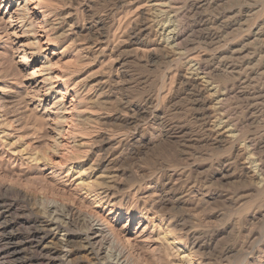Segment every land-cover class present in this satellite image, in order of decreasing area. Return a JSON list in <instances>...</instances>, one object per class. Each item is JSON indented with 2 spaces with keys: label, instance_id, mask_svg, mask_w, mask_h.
<instances>
[{
  "label": "rangeland",
  "instance_id": "obj_1",
  "mask_svg": "<svg viewBox=\"0 0 264 264\" xmlns=\"http://www.w3.org/2000/svg\"><path fill=\"white\" fill-rule=\"evenodd\" d=\"M86 221L120 264H264V0H0V264L103 263Z\"/></svg>",
  "mask_w": 264,
  "mask_h": 264
},
{
  "label": "bare ground",
  "instance_id": "obj_2",
  "mask_svg": "<svg viewBox=\"0 0 264 264\" xmlns=\"http://www.w3.org/2000/svg\"><path fill=\"white\" fill-rule=\"evenodd\" d=\"M176 17V16H175ZM223 23V22H222ZM261 28H259L260 30ZM257 30V31H259ZM257 33V32H256ZM255 33V34H256ZM182 35V34H181ZM175 37V36H174ZM181 38L180 35H178L175 39V41H179ZM181 43V42H179ZM178 43V44H179ZM175 44V43H174ZM178 46V45H177ZM229 59V58H228ZM60 94V93H59ZM60 96V95H59ZM62 98H63V94L61 95ZM60 98V97H59ZM73 100V99H72ZM222 100V99H221ZM73 109H71L70 111V114L71 113H74V107H72ZM71 120L73 119V116L70 117ZM58 172H60V169H58L57 167H53L52 168V171L51 173L48 174V176H53L55 174H57ZM83 173V172H81ZM89 187V186H88ZM96 195V194H95ZM97 199V198H96ZM87 220H91L90 217L87 219ZM87 222V221H86ZM99 222V221H98ZM102 222V221H101ZM88 223V222H87ZM90 227H89V231L88 233L86 234V241H87V246H88V249H89V253L91 256H93L94 258L96 259H100V258H103V263L102 264H120L119 262H114V261H111L110 258L107 257V255L104 253V250L102 248V242L103 240L106 238H109V235H108V231L106 230V228L103 226V223L102 224H99L97 222H94V221H90ZM58 228H62V224H58ZM173 235V234H172ZM65 236V235H64ZM170 236V234H169ZM85 239V238H84ZM85 241V240H84ZM85 241V242H86ZM172 241V244H175V245H181L180 241H177L175 238H172L171 239ZM170 241V242H171ZM68 245V244H67ZM86 246V245H85ZM84 247V246H83ZM64 250V249H63ZM65 251V250H64ZM67 253V252H66ZM88 253V254H89ZM62 255V254H61ZM103 255V256H102ZM61 257V256H60ZM102 260V259H101ZM66 261V260H65ZM118 261V260H117ZM1 263V262H0ZM65 263V262H64ZM67 263V262H66ZM100 263V264H101ZM69 264V263H67Z\"/></svg>",
  "mask_w": 264,
  "mask_h": 264
}]
</instances>
